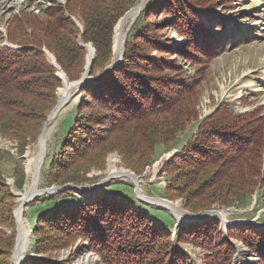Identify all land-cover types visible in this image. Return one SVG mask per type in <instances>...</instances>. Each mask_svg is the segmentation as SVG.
Returning <instances> with one entry per match:
<instances>
[{
    "label": "trees",
    "instance_id": "trees-1",
    "mask_svg": "<svg viewBox=\"0 0 264 264\" xmlns=\"http://www.w3.org/2000/svg\"><path fill=\"white\" fill-rule=\"evenodd\" d=\"M137 1L66 0L63 5L53 2L41 8L38 15L23 9L9 18L5 39L0 32V137L17 142L19 153L41 131L46 110L56 98V89L62 85L56 74L61 71L68 82L79 80L86 55L85 47L80 44L89 43L94 49L89 76L96 82L84 85L81 90L90 98L83 103L80 100L74 107L75 112L60 123L66 135L60 138L56 157L49 160V180L54 184L87 182L78 171L65 172L69 169L66 162L86 149H99L97 160L91 161L94 165H99L101 156L111 151L120 153L125 167L136 173L151 164L150 151L162 141H172L173 133L183 125L184 118L187 122L196 115L197 99L191 90L194 81L189 83L190 79L182 76L185 71L176 57L166 55H180L183 61L200 57L206 60L228 49V44H224L227 33L220 19H212L209 29L199 26L198 10H211L202 2L147 0L126 33L121 62L112 65L102 76L112 58L114 28ZM31 3V0L26 1L28 6ZM159 13L165 16L154 18ZM162 29L176 36L162 39L159 34ZM5 40L15 48L5 45ZM154 52L163 53L164 57L152 56ZM47 53L55 58V65ZM162 70L169 73L163 75ZM181 94H185L188 101L175 106L178 113L169 115ZM164 97L168 98L167 102ZM92 107L112 111L116 116L115 127L111 124L103 130L91 126H99L104 119L102 115L91 118L83 113L85 108ZM163 112V117L152 118L153 114ZM182 113L184 116L180 117ZM129 129L131 138L138 137L136 142L131 143L133 139L123 136ZM209 143L215 147L208 148ZM128 146L132 149L129 152ZM180 151V156H173L168 162L171 165L175 161L176 173L164 188V198L182 197L183 207L195 213L213 205H243L264 173L261 175L264 115L257 110L234 113L228 105L220 104L198 125L196 133ZM6 153L0 147V160ZM192 154L208 159L193 160ZM205 161L220 165L199 185L190 187L186 178ZM12 171L13 185L22 190L25 183L22 165L16 162ZM203 184L207 192L195 195L194 191ZM185 187L189 190H183ZM65 193L71 190L57 194ZM72 194L69 195L73 197ZM194 195L197 201L192 202L190 197ZM13 199L0 171V264L12 263L11 254L16 244ZM52 202V196L46 195L29 203V209L37 206L33 211L36 219L33 224L29 223L32 253L25 256L21 264H61L51 253H57L74 240L87 242L89 250L100 255L105 264H185L187 257L175 250V242L192 243L211 252L212 260H206V264H231L236 253L233 244L223 238L220 222L216 220L177 226L172 237L167 228L156 227L147 216L104 191L95 199L84 201L76 197L71 205L46 210ZM226 233L229 239L242 242L257 261L264 264V230L258 232L248 225L228 227Z\"/></svg>",
    "mask_w": 264,
    "mask_h": 264
},
{
    "label": "rangeland",
    "instance_id": "rangeland-1",
    "mask_svg": "<svg viewBox=\"0 0 264 264\" xmlns=\"http://www.w3.org/2000/svg\"><path fill=\"white\" fill-rule=\"evenodd\" d=\"M26 1L29 0H0V32L2 37H4L6 32V23L9 18L13 15L20 14L23 9L26 12H31L34 15L40 13V9L49 7L53 2L58 4H65L66 0H31L32 3L28 6ZM140 0H138L133 6L135 7ZM147 0H145L146 2ZM202 2L204 6L211 10H204L200 13L199 19L201 23L199 26H204L210 28L212 26V19L221 20L223 25L224 32L227 33V39L224 44H228V49L220 50L218 54L213 57L207 58H198L197 60L187 59L183 61V57L180 55H166L168 58L178 59L179 64L182 66V70L185 73L182 75L189 78V83L194 81V87L191 88L196 94V115L193 118H190L182 123L179 128L173 133L174 136L172 141H162L158 143L150 152L149 157L153 159V162L149 165L138 170L136 173L131 168L125 167L122 161V156L117 151L106 152L104 156H101L99 165H94L91 161L97 160L98 148L91 149L89 151L83 150L79 153L76 158H72L67 161L65 172L69 174L73 171L80 173L81 177L87 179L83 185H78L85 187L84 189L93 190L91 196H84L80 191L79 187H75L71 190V193H65L63 195H58L57 193L63 190H58V192H44L42 195L32 196L33 200L35 198H43L46 195H51L53 202L50 206H46V210L57 207L62 208L65 205H71L73 199H95L98 195L104 191L106 194H109L116 199L119 198L123 201L124 204L132 206L136 209L141 215L147 216L156 227L162 226V228H167L168 233L174 237L177 226L181 227L183 224L190 223H200L205 220H216L220 222V229L223 234V238L231 242L236 250V253L232 259L231 264H260L257 261V257L250 250H248L245 245L237 239H229L226 233V228L231 227H240V226H252L255 231L263 232L264 230V160L262 161L261 169V178L255 182L253 186L252 193L247 195L244 200L243 205H231V206H216L210 207V209H205L208 211H215L221 214V216H212L205 215V218L201 220H191L190 219L183 221L181 218L178 219L176 215L169 209L164 207H159L154 203H151L148 200H144L139 196L140 194L144 197H151L157 199H164L170 203H178L180 209L184 212H191L183 207V198L176 196L174 199L164 198L163 192L164 188L169 185V182L172 181L176 170H174V163L171 165L168 164L172 160L173 156H180V149L187 143V141L192 138L196 133L198 125L207 117L211 116L217 107L220 104H226L229 106V109L234 113H245L257 110L264 115V0H198ZM145 4V3H144ZM35 7L37 9H33ZM128 12V11H127ZM126 12V13H127ZM125 16V15H124ZM123 16V17H124ZM165 14L159 15L156 14L154 18L161 19ZM122 17V18H123ZM118 20V23L122 19ZM154 18L151 19L154 20ZM123 20V19H122ZM131 19L127 20L123 33L130 25ZM117 23V25H118ZM116 25V26H117ZM115 26V27H116ZM216 26V25H214ZM131 25L129 26V28ZM115 30V28H114ZM215 30V28L213 29ZM212 35L214 33L210 32ZM236 33V35H235ZM114 34V32H113ZM162 39L171 38L174 39L176 36L174 33H170L168 29H162L159 31ZM114 38V37H113ZM126 39V37H125ZM178 38H175V40ZM168 40V39H167ZM125 41V40H124ZM178 42V40H176ZM180 42L182 41L179 40ZM174 43V42H173ZM114 44V42H113ZM124 44V42H123ZM122 44V47L124 46ZM87 48H85V61L87 57V50L91 44L85 43ZM112 58L107 67L112 64H119L122 60L123 54L121 52L118 56L115 55V51L112 46ZM152 56L157 55V57H164L163 53L157 52V54L151 53ZM161 55V56H159ZM199 55V54H197ZM94 56V55H93ZM86 66L84 67L85 71ZM106 68V67H105ZM104 68V69H105ZM89 68L87 67V70ZM111 69V68H110ZM109 69V70H110ZM90 73V72H89ZM103 73V72H102ZM101 73V75H102ZM163 75L169 73L167 70H162ZM61 74V72H60ZM83 75V74H82ZM181 76V75H179ZM169 77V76H168ZM65 78V77H64ZM93 79V78H92ZM91 78L88 80V83H94ZM76 81H69L67 84V90L64 93H60L59 89L65 86L64 80H61L62 85L58 87L55 91V100L53 103H50L48 109L46 110V119L42 124L41 131L39 135L32 140L24 148L22 153H19V147L17 142L7 139L5 137H0V147L3 148L7 153L4 154L2 160H0V171L3 174L5 183L10 187V192L13 195V200L15 206L13 208L14 221H15V234L18 236V220L15 214V208L19 205V195L24 194L26 188L28 187V170H27V161L28 159H36L38 157V144L39 138L42 137L44 131V141L45 147L42 152L40 167V175L38 180V190H53L51 188L63 187V185H72L73 183H64L63 185H57L52 183L49 179L51 175L49 170V160L50 158L56 157L60 138L65 137V131L62 130L60 123L64 121L71 113H74L75 105L81 100L84 102V99L90 98L89 95H86L85 92L81 91L83 86H74ZM165 98V97H164ZM62 100V101H61ZM166 102L168 98H165ZM188 101L185 94H181V97L178 98V101H174L175 105L172 112L169 115L178 113L177 107L180 104H184ZM52 105V106H51ZM51 106V108H50ZM50 108V109H49ZM183 109V108H182ZM84 114L87 113L91 118L102 115L104 118L98 125H91L95 128L100 129V127L105 130L109 128L111 124L114 125L116 121V116L112 114V111L102 110L101 108L92 107L85 108ZM165 112V111H164ZM164 112L160 114H153L152 118L158 119L159 117L164 116ZM55 114L53 119L49 121V117L52 114ZM184 113L180 117H183ZM161 122L159 123V125ZM98 126V127H96ZM112 128L115 127L111 126ZM131 129V128H130ZM127 131L125 135L127 138H130L131 143L136 142V138H131L132 132ZM168 129V128H167ZM179 129V130H178ZM165 130V129H164ZM161 132H163L161 130ZM137 135V134H136ZM81 136V135H80ZM111 137V136H110ZM211 143V142H210ZM206 145L209 147H215L214 144ZM133 146V144H131ZM205 147V148H207ZM132 149L128 146V152ZM209 152V150H206ZM213 154V153H212ZM215 155V154H213ZM136 156V155H135ZM193 160L203 159L207 160V157H200L197 154H192L190 156ZM131 159V158H130ZM210 162L212 159L209 160ZM17 162L22 165V169L25 173V183L22 190H18L14 184V178L12 176V168ZM218 164L205 163L199 167H196L194 172L186 178L191 184L190 187L199 185L201 181L208 177L209 174L219 167ZM116 170L126 171L132 173L135 178L139 181L136 184L132 179L124 177V175L117 176L116 178H109V173L115 172ZM176 179V178H175ZM76 185V184H75ZM98 185H101L99 188ZM98 187L96 190L95 188ZM189 190V187H185L183 190ZM67 190V189H66ZM208 189L203 185L197 189L195 195H200L201 193L207 192ZM73 193V194H72ZM139 193V194H138ZM199 193V194H198ZM69 194H72L73 197ZM177 194V193H176ZM58 195V196H57ZM194 196H191L190 199L192 202L197 201L194 199ZM238 197V196H237ZM31 198V197H30ZM29 198V199H30ZM147 198V199H148ZM33 200H30L28 203L23 204L22 209V225L24 232L29 236L26 238V243L28 246V252L23 256L31 255V236L32 230L29 228V223L33 224L35 217V208L29 209V203ZM56 202V203H54ZM204 212V211H201ZM186 213V212H185ZM195 213V212H193ZM199 213V212H196ZM189 215V214H188ZM191 216V215H189ZM260 217V219H258ZM226 222H225V221ZM222 227V228H221ZM15 237V242L17 239ZM85 241L74 240L73 243L69 244L67 247L60 249L57 253H51L53 259L56 262L61 264H89L90 258H95V262L92 264H105L100 258V255L89 250V245ZM17 244V243H16ZM15 244V245H16ZM15 248V247H14ZM175 250L182 252L186 255L187 260L185 264H206V260H212L211 252H208L200 247L193 245L192 243H174ZM15 250V249H13ZM14 252V251H12ZM12 256V254H11ZM44 257V256H42ZM211 257V258H210ZM11 257V264H13ZM91 264V263H90ZM211 264V263H208Z\"/></svg>",
    "mask_w": 264,
    "mask_h": 264
},
{
    "label": "bare ground",
    "instance_id": "bare-ground-1",
    "mask_svg": "<svg viewBox=\"0 0 264 264\" xmlns=\"http://www.w3.org/2000/svg\"><path fill=\"white\" fill-rule=\"evenodd\" d=\"M145 2V0H140L139 3L132 9L130 10L126 15L125 17L123 18V20L120 21V23L115 27V30H114V38H113V49L115 51V55L118 56L120 54V50H122V44L125 40V36H124V33H123V29L125 27V23L127 22V20L129 19H132L133 16L137 13V11L139 10V8L141 7V5H143V3ZM33 9H37L35 7H32ZM87 48V47H86ZM88 54H87V57H86V62H85V66L88 67L90 69V62L93 58V55H94V52L92 50L91 47H88V50H87ZM88 69V70H89ZM62 76V79L64 80V76L63 74L61 73L60 74ZM65 81V80H64ZM68 83L65 82V86L61 89H59L60 93H64V91L67 90V85ZM62 101V100H61ZM54 113L49 117V121L53 119L54 117ZM45 131V129H44ZM43 131V135L45 134ZM42 135V137H40L39 139V144H38V157L36 159H28L26 165H27V170H28V176H29V181H28V187L26 188L25 190V193L21 195H19V205L15 208V214L17 216V220H18V236H17V244H16V247H15V250L13 252V255H12V258H13V264H17L18 261H20L21 259H23V256L28 252V244L26 243L27 241V237L29 236V232L28 234H26L24 232V229L23 227H21L22 225V209H23V202H27L29 201V198L34 195H42L44 194V192L47 191V193H51V190H38V180H39V175H40V167L42 165V162H41V157H42V152L44 150V147H45V141H44V136ZM120 175H124V177H128L129 179H132V181H134L136 184H138V180L137 178H135L133 176L132 173H129V172H126V171H121V170H116L115 172H111L109 173V178H116L117 176H120ZM75 188V187H73ZM98 187L95 188V190L97 189ZM79 191L84 195V196H91L93 190H89V189H84V188H78ZM139 194V193H138ZM141 196V198H143L144 200H148L150 201L151 203H154L155 205L159 206V207H164L166 209H169L173 212L174 215L177 216L178 219H182L183 221H186L188 219H190L191 216H189L187 213H185L182 209H180L179 207V204L178 203H170V202H167L166 200L160 198V199H157V198H151V197H144L143 195H139ZM30 198V199H31ZM148 198V199H147ZM207 215H212V216H221L220 213L218 212H215V211H210L208 213H206ZM204 214V215H206ZM225 221V220H224ZM226 222V221H225ZM95 258H90L89 259V264L91 263H94L95 262Z\"/></svg>",
    "mask_w": 264,
    "mask_h": 264
},
{
    "label": "water",
    "instance_id": "water-1",
    "mask_svg": "<svg viewBox=\"0 0 264 264\" xmlns=\"http://www.w3.org/2000/svg\"><path fill=\"white\" fill-rule=\"evenodd\" d=\"M145 3V2H144ZM144 3H143V5H144ZM143 5H141V7L139 8V10L137 11V13L133 16V18L130 20L131 22H130V25H132L135 21V19L137 18V16L139 15V12L143 9ZM134 8V7H133ZM133 8H131L130 10H132ZM130 10H128V12L130 11ZM127 12V13H128ZM127 13H125V15L127 14ZM125 17V16H124ZM123 17V18H124ZM122 18V19H123ZM121 19V20H122ZM120 20V21H121ZM71 21L73 22V23H76V24H78L76 21H75V19H73V18H71ZM120 23V22H119ZM118 23V24H119ZM129 25V26H130ZM129 26H128V28L125 30V32H124V36L126 37V33H127V31L129 30ZM6 45H8L9 47L10 46H12L11 44L9 45L8 43H5ZM80 46L82 47H87V45H84V44H80ZM13 47V46H12ZM90 47L92 48V50H93V52H94V49H93V47H92V45H90ZM123 48V47H122ZM122 51V50H121ZM123 54V51L121 52V55ZM47 55H48V57L51 59V62H52V64L53 65H55V58L52 56V55H50L49 53H47ZM94 57H95V52H94V56H93V58H92V60H91V62H90V69H91V64H92V62H93V60H94ZM112 65H113V62H112V64L111 65H109L108 67H106L105 68V70L103 71V73H102V76H104L108 71H109V69L110 68H112ZM90 69L89 70H87V67L85 68V71L83 72V75L81 76V78L75 83V85L74 86H83L85 83H88V80L90 79V76H89V72H90ZM60 72L61 71H59L57 74H56V76L58 77V78H60V80H63L62 79V76L60 75ZM62 73V72H61ZM63 74V73H62ZM63 76H64V74H63ZM65 77V76H64ZM67 83H69L68 82V80L66 79V77H65V79H64ZM41 137V136H40ZM40 139V138H39ZM73 187H79V188H85V187H81V186H78V185H75V184H72V185H65V186H63V187H58V188H51V189H53V190H51V192H58V190H66V189H72L73 190ZM98 187L100 188L101 187V185H98ZM33 198V197H32ZM29 199V201L30 200H33V199ZM29 201H27V202H23V204H26V203H28ZM187 214H189V215H191V220H201L202 218H205V215L204 214H206V213H208V212H210V211H208V210H204V212H199V213H193V212H187V211H185ZM16 239H17V237H16ZM16 243V242H15ZM15 247H16V245H15ZM15 249V248H14ZM14 251V250H13ZM12 255H13V252H12ZM12 257V256H11ZM13 259V258H12ZM24 260V258L23 259H21L20 261H18V263L17 264H21L22 263V261ZM13 261V260H12Z\"/></svg>",
    "mask_w": 264,
    "mask_h": 264
},
{
    "label": "clouds",
    "instance_id": "clouds-1",
    "mask_svg": "<svg viewBox=\"0 0 264 264\" xmlns=\"http://www.w3.org/2000/svg\"><path fill=\"white\" fill-rule=\"evenodd\" d=\"M4 39H5V35H4ZM5 43H8L6 40H5V42H4V44ZM9 44V43H8ZM6 45V44H5ZM10 45V44H9ZM8 46V45H7ZM13 46V45H12ZM12 46H10V47H12ZM9 47V46H8ZM14 48H15V46H13Z\"/></svg>",
    "mask_w": 264,
    "mask_h": 264
}]
</instances>
